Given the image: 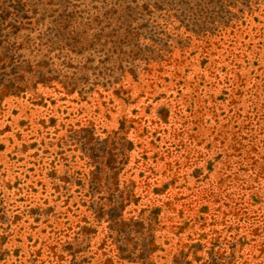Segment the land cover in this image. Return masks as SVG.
Here are the masks:
<instances>
[{
    "label": "rangeland",
    "instance_id": "1",
    "mask_svg": "<svg viewBox=\"0 0 264 264\" xmlns=\"http://www.w3.org/2000/svg\"><path fill=\"white\" fill-rule=\"evenodd\" d=\"M0 264H264V0H0Z\"/></svg>",
    "mask_w": 264,
    "mask_h": 264
}]
</instances>
